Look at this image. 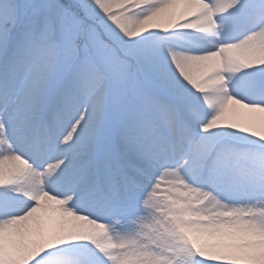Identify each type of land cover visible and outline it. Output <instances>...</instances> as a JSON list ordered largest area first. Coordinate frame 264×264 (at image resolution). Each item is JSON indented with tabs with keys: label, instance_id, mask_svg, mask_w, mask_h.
<instances>
[{
	"label": "snow or ice",
	"instance_id": "snow-or-ice-1",
	"mask_svg": "<svg viewBox=\"0 0 264 264\" xmlns=\"http://www.w3.org/2000/svg\"><path fill=\"white\" fill-rule=\"evenodd\" d=\"M0 264H264V0H0Z\"/></svg>",
	"mask_w": 264,
	"mask_h": 264
}]
</instances>
